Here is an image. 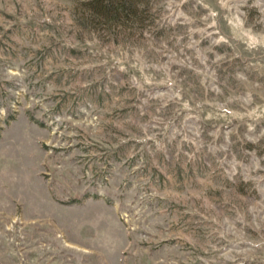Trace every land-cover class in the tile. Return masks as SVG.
Instances as JSON below:
<instances>
[{"label":"rangeland","instance_id":"1","mask_svg":"<svg viewBox=\"0 0 264 264\" xmlns=\"http://www.w3.org/2000/svg\"><path fill=\"white\" fill-rule=\"evenodd\" d=\"M0 0V264H264V0Z\"/></svg>","mask_w":264,"mask_h":264},{"label":"trees","instance_id":"2","mask_svg":"<svg viewBox=\"0 0 264 264\" xmlns=\"http://www.w3.org/2000/svg\"><path fill=\"white\" fill-rule=\"evenodd\" d=\"M79 10L82 27L104 26L114 30L140 21L139 7L135 0H73Z\"/></svg>","mask_w":264,"mask_h":264}]
</instances>
